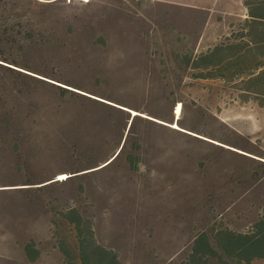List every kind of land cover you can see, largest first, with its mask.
<instances>
[{"label": "rangeland", "instance_id": "rangeland-1", "mask_svg": "<svg viewBox=\"0 0 264 264\" xmlns=\"http://www.w3.org/2000/svg\"><path fill=\"white\" fill-rule=\"evenodd\" d=\"M36 1H0V264H79L72 210L122 264H264L218 241L264 216L257 0Z\"/></svg>", "mask_w": 264, "mask_h": 264}, {"label": "trees", "instance_id": "trees-1", "mask_svg": "<svg viewBox=\"0 0 264 264\" xmlns=\"http://www.w3.org/2000/svg\"><path fill=\"white\" fill-rule=\"evenodd\" d=\"M34 1L38 3L36 0ZM246 6L248 7L249 15L252 17L253 21L255 22L264 21V0H257L255 2L246 1ZM0 10L2 11L1 17H4L2 19L3 22L5 23V24L3 23L2 26H0V68L12 69L8 66H5L3 62L6 64L15 63V62L11 63L9 56L16 55L17 53L16 45H18V43L19 44L21 43L19 41L20 39L14 33V30L8 28V22L7 19L5 18L7 12L6 8L1 5ZM82 93L92 96L94 98H98L86 92H82ZM119 107L125 110L129 109L124 106H119ZM129 110L127 111L130 112ZM145 115L151 117L150 115L147 114ZM131 116L132 118H134L136 116H141V115L134 116L131 113ZM152 118H147V119L152 120ZM72 215L73 216H71V218L73 219L74 221L73 223L75 224L77 230L79 261L81 264H122L116 252H114L112 249H108L100 245L97 242L91 222L84 221L77 210H72ZM255 229L256 231L253 234H237L230 231L220 232L218 234V241L224 253L233 256L234 258L238 259L240 262H245V263H251L256 259H264V216L259 222H257ZM197 246H200L201 250L202 249L205 251L210 250L208 242L205 244L204 242L202 243V241L201 242L198 241ZM31 248L32 245L26 246L27 251H29ZM198 251L200 250L197 249L195 251L196 252L195 256H197V254L199 253Z\"/></svg>", "mask_w": 264, "mask_h": 264}, {"label": "crops", "instance_id": "crops-1", "mask_svg": "<svg viewBox=\"0 0 264 264\" xmlns=\"http://www.w3.org/2000/svg\"><path fill=\"white\" fill-rule=\"evenodd\" d=\"M175 122H176V119H175ZM117 154V153H116ZM116 154H114L106 163H105V165L106 166H108V165H110L111 163H112V159L115 157V155ZM147 157L148 158H151L152 159V152L151 153H149L148 155H147ZM151 164H152V162H151ZM152 168V167H151ZM153 187H154V189L155 190H157L158 188H159V190H162V188L160 187V186H157V184H155V185H153ZM158 191V190H157ZM116 197V201L115 202H119L120 201V197L117 195V196H115ZM167 197H166V195H164L163 197H162V195H158V194H156L155 195V199H154V202H168L167 200ZM150 200H152V197L150 198ZM112 202H114V200H112ZM71 216H73L72 214H70ZM81 216V215H80ZM82 217V216H81ZM82 219L84 220V221H89V222H93L92 220H89V219H84L83 217H82ZM70 222H74L73 221V219L72 218H70ZM93 231H94V229H93ZM96 238V237H95ZM97 240V239H96ZM98 242V241H97ZM99 243V242H98ZM100 244V243H99ZM100 245H102V244H100ZM102 246H104V245H102ZM104 247H106V246H104ZM106 248H108V249H111V248H109V247H106ZM114 252H116L117 253V251L116 250H114V249H112ZM78 251H79V247H78ZM26 254H27V256L29 257V260H31V261H35V260H37V259H39V256H40V252H38V251H34L33 250V248H31L29 251H27L26 250ZM118 254V253H117ZM119 256V255H118ZM119 259H120V257H119ZM121 261V260H120ZM122 263V262H121ZM79 264H81V263H79Z\"/></svg>", "mask_w": 264, "mask_h": 264}, {"label": "bare ground", "instance_id": "bare-ground-1", "mask_svg": "<svg viewBox=\"0 0 264 264\" xmlns=\"http://www.w3.org/2000/svg\"><path fill=\"white\" fill-rule=\"evenodd\" d=\"M81 1H87V0H81ZM129 111H130L131 113H133L134 116H136V115H143V116H145V117H147V118H152V117L146 116V115H144V114L138 113V112H136V111H134V110H129ZM181 114H182V104L179 103V104L175 107L176 120H179V119H180ZM152 119H153V118H152ZM154 120H156V119H154ZM156 121L161 122V123H163V124H165V125H168V126H170L171 128H173V129H176V130H183V129L179 126V124H178L177 122L172 123V124H168V123H166V122H162V121H160V120H156ZM198 136H199V135H198ZM66 178H69V177H68L67 175H63L62 178H61V180H64V179H66Z\"/></svg>", "mask_w": 264, "mask_h": 264}]
</instances>
